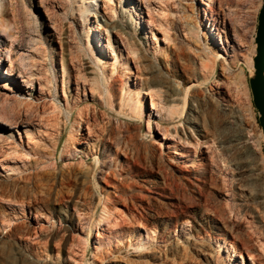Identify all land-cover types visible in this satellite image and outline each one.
<instances>
[{
	"label": "rangeland",
	"instance_id": "obj_1",
	"mask_svg": "<svg viewBox=\"0 0 264 264\" xmlns=\"http://www.w3.org/2000/svg\"><path fill=\"white\" fill-rule=\"evenodd\" d=\"M177 2L194 6L190 21L201 44L211 45L205 69L196 53L203 45L190 43L181 27L186 47L177 43L170 15L190 14ZM203 2L95 0L94 15L88 0L1 1L0 17L17 39L37 43L22 51L26 66L16 68V55L5 51L10 41L1 37L0 264H264V155L247 85L260 0ZM228 11L245 38H236ZM27 13L38 32L27 30ZM66 25L70 45L84 52L73 47L62 62ZM85 59L105 78L111 108L78 77ZM6 73L15 82L3 87ZM147 85L160 89L159 99ZM131 99L138 101L133 114ZM190 101L202 135L184 121ZM163 105L173 107L170 118ZM121 121L119 161L100 175L96 145L109 122L118 131ZM181 131L189 132L178 140ZM227 137L235 139L228 150L219 143ZM14 182L6 202L4 184ZM138 215L146 218L138 223Z\"/></svg>",
	"mask_w": 264,
	"mask_h": 264
},
{
	"label": "bare ground",
	"instance_id": "obj_2",
	"mask_svg": "<svg viewBox=\"0 0 264 264\" xmlns=\"http://www.w3.org/2000/svg\"><path fill=\"white\" fill-rule=\"evenodd\" d=\"M1 1L2 0H0V13H1V8L3 7V5L1 4ZM211 3H212V0H209ZM176 2V1H175ZM177 3H179V2H177ZM177 3H175V5L177 6V8L179 7V6H182V4H181V2L179 3V4H181V5H179V4H177ZM201 3H204L203 2V0H201ZM96 4L97 3H95V0H88V3L86 4V8H88L90 11H92L93 12V14L95 15V14H97L96 12H95V8H96ZM174 5V6H175ZM220 6H221V2H220V4H219V11H221L222 10V8H220ZM172 9V8H171ZM221 9V10H220ZM180 10H182V11H184V12H188V13H190L189 15H187V16H185V17H183V15H181L180 16V14L177 16V12H179V10L177 9V10H173V12H172V14L170 15L171 16V18H172V28L175 30V36H176V39H177V43H178V45L182 48V47H186V44H184V42L180 39V37H179V27H181L182 28V31L183 32H185L184 34H187L186 36H188L187 38H189V42L190 43H199V44H201V41H202V38H201V35L199 34V31H198V29H199V27H198V25H196V23L194 24V23H191V21H190V18L191 19H193L194 17V15H193V13H194V11H195V9H194V6L191 4V5H186V6H182L181 8H180ZM185 13V14H186ZM224 13V12H223ZM222 13V14H223ZM193 15V16H192ZM227 15H231L230 16V22H231V24H232V28H233V33L235 34V36H236V38L239 40V39H241L242 37H244V35L241 33V31H243L244 32V30H238V24H237V20H236V16H234V12L233 11H228V14ZM227 15H226V17H227ZM49 16V15H48ZM51 16H52V14H51ZM26 17H27V19L28 20H26L27 22H28V29L27 30H30L31 32H38L37 31V27L39 28V25L37 24V21H36V19L33 17V16H31L30 15V13H27L26 14ZM50 17V16H49ZM217 17H218V13H217ZM39 19V18H38ZM195 19V18H194ZM182 20V24H181V26L179 25L180 23H179V21H181ZM51 21V20H50ZM195 21V20H194ZM224 22V21H223ZM40 23H41V28H43V20H41L40 19ZM100 23H102V19L100 20ZM191 23V24H190ZM12 23H8V22H6V21H4L1 17H0V45H5L4 44V41L1 39V37H3V38H5V39H8L9 41H10V46H9V48H10V50H9V48H8V50L9 51H7L6 49H5V51L6 52H9V53H11L12 55H16L15 56V59L13 60V62H12V64L16 67V68H18V67H25L26 66V64H25V60L26 59H28V56L27 55H25L24 53H22V51L25 49V48H28V47H30V46H28L29 44L31 45L32 44V46L33 45H36V43L33 41V40H35V38H33V40L31 39V37L30 38H28L27 39V41H25V43H24V41H20V40H18L17 39V34H16V37L14 36L15 34H13V28H12V25H11ZM103 24H104V27H105V29H111V30H114L115 29V26L114 25H112L111 24V22L110 21H106V20H103ZM218 25L219 24V21L218 22H213L212 23V25H211V27L209 26L208 27V32H210L211 34L213 33V26H215V25ZM222 24H224V23H222ZM120 25V24H119ZM123 25V24H122ZM122 25H120L123 29L125 28L124 26H122ZM207 25H208V23H207ZM206 25V26H207ZM54 26V25H53ZM99 26V25H98ZM239 26H241L240 24H239ZM58 27V26H57ZM55 28H56V26H55ZM59 28V27H58ZM61 28V27H60ZM63 28V27H62ZM71 27H70V25H66V26H64V28L63 29H61V34L63 35V38L62 39H60V44H59V46H60V50H61V59H62V62H64V58H66V57H64V56H67V59H69V61H70V59H71V53L73 52V50H72V48L74 47L75 49H79L80 51H82V52H84L82 49H81V46L77 43V44H75V45H70V43H69V40L71 39V37L73 36V33L71 32L72 30L70 29ZM127 28V27H126ZM207 28V27H206ZM240 28V27H239ZM241 29V28H240ZM244 29V28H243ZM56 30V29H55ZM220 31V30H219ZM246 31V30H245ZM22 32V31H21ZM61 35V36H62ZM204 35H205V40L207 41V42H209V44L211 43V41H212V39H211V37H210V35H208L207 36V34H205L204 33ZM31 36V35H30ZM245 38V37H244ZM11 39V40H10ZM93 39V35L91 36V40ZM243 39V38H242ZM37 40V39H36ZM237 42V41H236ZM136 44V43H135ZM212 44V43H211ZM190 45V44H189ZM201 45H203V46H201L202 47V49H199V50H197V52L196 53H199V57H200V64H201V67L202 68H206V63H207V61L205 62V59L208 57V55H209V53H211V45H208V44H204V41H203V44H201ZM240 45L241 44H237V46H239V48H240ZM88 46L91 48V49H93L92 48V45H91V43H90V39H88ZM130 46V45H129ZM128 46V47H129ZM236 46V45H235ZM244 47V46H243ZM4 48H5V46H4ZM31 48V47H30ZM29 48V49H30ZM38 49H34V51L36 52ZM129 50L131 51V52H133V50H134V52H135V47H129ZM179 50V49H178ZM232 50H233V52H235L236 50H237V48L236 47H232ZM39 51V50H38ZM72 51V52H71ZM182 51V50H181ZM37 53H39V55H41L42 53L39 51V52H37ZM44 54V53H43ZM216 55H219V54H217L216 53ZM44 56V55H43ZM30 57V56H29ZM17 62V63H16ZM63 64V63H62ZM208 64V63H207ZM14 66H12L11 65V67L12 68H10L12 71H13V69H14ZM29 67V66H28ZM82 67H83V70H81V71H78V77L80 78V79H82L84 82H87V80H89V83L91 84V86L92 87H94V88H96V89H99L100 90V95H101V97H102V95H105V104L107 105V106H109L110 108H111V102H110V96H109V92H108V88H106L105 89V86H106V80H105V78L102 76V73H100V71L95 67L94 68V64L92 63V61L91 60H88V59H85V61L84 62H82ZM149 69H151V68H149ZM222 69H223V67H222ZM154 70V69H153ZM0 72H1V69H0ZM11 72V71H10ZM29 72V71H28ZM66 72H67V70H66ZM65 72V73H66ZM152 72V71H151ZM68 73V72H67ZM28 74V73H27ZM32 74V73H31ZM195 74V73H194ZM6 77H5V79H3V81L4 82H1V85L3 86V87H6V84H5V81H9V82H15L14 81V79L13 78H10V76H11V73H6ZM13 75V74H12ZM1 76V75H0ZM29 77L28 78H30V76L31 75H28ZM65 76V75H64ZM193 76V75H192ZM2 77V76H1ZM4 77V76H3ZM54 78H55V74H54ZM149 78V77H148ZM68 79H69V76H68V74H66V78H65V82L64 83H68L67 81H68ZM192 79H195V75L193 76V78ZM2 81V80H1ZM31 82H30V80L27 82V85H29ZM147 87H148V85H147ZM147 90L150 92V91H153V92H155V95L158 97V94L161 92L160 91V89H156V90H152L151 88H150V86L147 88ZM211 90V89H210ZM209 91V90H208ZM152 92V93H153ZM212 92V91H211ZM103 93V94H102ZM172 96H174L175 95V92L174 93H172L171 94ZM160 97H158V99H159ZM132 100V99H131ZM174 100H176L175 99V97H171V99L169 100L170 102H173ZM138 104V101H133L132 100V104H130L129 106V112H131L132 114L134 113V111H135V109H136V105ZM196 104V103H195ZM121 108H122V106H121V103L118 105V111L117 112H121ZM189 108H190V112L191 113H189L188 114V117H185V119H184V121H186L187 123H189V125L191 126V128H193L198 134H200V135H202V128H201V124L199 123V111L194 107V105H193V103H192V101H190L189 102ZM140 109V108H139ZM137 110V109H136ZM162 110H163V112H164V114H165V116L167 117V118H170L171 117V115H173L174 114V111H173V107L172 106H164L163 105V108H162ZM126 112V111H125ZM123 113V112H122ZM193 114V115H192ZM134 116V115H133ZM95 119V118H94ZM169 122V121H168ZM124 123L121 121V123H119V125H120V127H118L119 128V130L118 131H115L114 130V128H113V126H112V124L109 122V125H107V126H109L108 127V130L106 131V135H104V136H100V138H99V141H98V143H97V145H96V148H97V154H98V156H99V161L97 162V160L96 161H94V163H96L97 165V167H98V170L96 171L98 174H100L101 175V173L103 172V171H105V170H109L110 169V167L111 166H113L116 162H117V160L119 159L118 158V156H117V154H116V151H115V149L116 148H118V145H119V142H120V140H122L121 139V137L123 136V133L125 132V130L123 129V127L122 126H124L123 125ZM180 126V125H179ZM127 127V126H126ZM157 127L160 129V130H162L163 132H166V131H168L167 129H165V128H163V126L161 127L159 124L157 125ZM169 127V126H168ZM174 128V127H173ZM116 129H117V127H116ZM174 131V130H173ZM183 131V130H182ZM181 131V136L179 137V136H177L176 135V132H172V133H174V135H176V137L178 138V140L180 139H184L187 135V133L189 132H187V131H184V132H182ZM204 131V130H203ZM179 132V131H178ZM68 134H69V136H70V133L68 132ZM183 134V135H182ZM69 138V137H68ZM123 138V137H122ZM234 142H235V139L233 138V137H227V138H225V139H222V140H220L219 141V143L223 146V148L224 149H226V150H228V149H231V147L234 145ZM174 151V153H176V154H180V155H183V153L181 152H178L177 151V149L174 147V145H172V143H170V145H169ZM114 149V150H113ZM119 161V160H118ZM95 167V166H94ZM68 172H70V171H68ZM75 172V171H74ZM110 172V171H109ZM71 174V173H70ZM69 174V175H70ZM76 174V173H75ZM63 172H62V174L60 173V177L61 178H63ZM65 175H67L68 176V173H66ZM71 177V176H70ZM193 183V182H192ZM5 185V191L3 192L6 196H3V200L4 201H6V202H9V201H11L10 199H11V197H12V194H13V192L15 191L14 189H15V185H16V183L14 182V183H10V184H8V183H6V184H4ZM17 187V186H16ZM236 189H238V190H240V191H245L244 190V188L242 187V184H236ZM16 194V193H15ZM11 196V197H10ZM16 196V195H15ZM10 197V198H9ZM12 199H14L13 197H12ZM121 199V198H120ZM105 201H108L107 200V198L105 197V199H104ZM14 202H15V200H13ZM98 201V200H97ZM110 201V200H109ZM123 201V200H122ZM17 202V201H16ZM107 203V202H106ZM108 203H110V202H108ZM116 203H118V201L117 200H112V205L113 204H116ZM102 205H104V204H102ZM106 206V205H105ZM101 212V211H100ZM105 212L102 210V216L100 215V219H102V218H104L105 217ZM152 215H149V217H151ZM137 218H135V220L138 222V223H141V220L142 219H145L146 217H144V215H138V216H136ZM105 218H107V217H105ZM104 218V219H105ZM5 220V219H4ZM7 220H9V223H7L8 225H9V227H10V224H11V219L9 218V219H7ZM6 220V221H7ZM5 221V222H6ZM8 222V221H7ZM6 227V226H5ZM8 227V228H9ZM74 228V227H73ZM2 232L1 233H5V232H3V230L4 229H0ZM8 230V229H7ZM6 231V230H5ZM85 240H83L82 241V239H81V243L82 244H85ZM83 247V246H82Z\"/></svg>",
	"mask_w": 264,
	"mask_h": 264
},
{
	"label": "water",
	"instance_id": "obj_3",
	"mask_svg": "<svg viewBox=\"0 0 264 264\" xmlns=\"http://www.w3.org/2000/svg\"><path fill=\"white\" fill-rule=\"evenodd\" d=\"M254 53L247 85L251 104L256 112L264 155V0H260L253 36Z\"/></svg>",
	"mask_w": 264,
	"mask_h": 264
},
{
	"label": "trees",
	"instance_id": "obj_4",
	"mask_svg": "<svg viewBox=\"0 0 264 264\" xmlns=\"http://www.w3.org/2000/svg\"><path fill=\"white\" fill-rule=\"evenodd\" d=\"M258 124V123H257Z\"/></svg>",
	"mask_w": 264,
	"mask_h": 264
}]
</instances>
